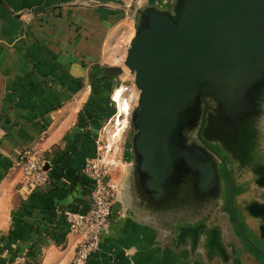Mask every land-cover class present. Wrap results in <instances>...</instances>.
<instances>
[{
  "label": "water",
  "instance_id": "obj_1",
  "mask_svg": "<svg viewBox=\"0 0 264 264\" xmlns=\"http://www.w3.org/2000/svg\"><path fill=\"white\" fill-rule=\"evenodd\" d=\"M133 19L124 66L139 95L118 210L148 226L156 250L235 264L241 248L264 262V0H171L138 6ZM243 114L254 127L240 131L244 150L233 156Z\"/></svg>",
  "mask_w": 264,
  "mask_h": 264
},
{
  "label": "crops",
  "instance_id": "obj_2",
  "mask_svg": "<svg viewBox=\"0 0 264 264\" xmlns=\"http://www.w3.org/2000/svg\"><path fill=\"white\" fill-rule=\"evenodd\" d=\"M170 2L0 0V246L15 248L21 256L37 244V254L29 253L25 264L71 263L79 238L67 232L58 211L87 208L89 183L79 172L85 160L95 157L108 102H114L113 93L125 87L119 83L109 95L111 79L91 83L86 76L84 89L74 93L77 78L84 76L80 64L117 67L111 64L118 59L117 46L133 33L132 29L117 30L119 26L134 17L140 5L164 7ZM24 7L32 11L22 17L29 37L18 16ZM76 20L82 27L81 37L70 44ZM90 23L97 28L93 40L89 39ZM116 113L115 104L111 123ZM27 147L36 150L50 171L52 184L45 189L27 192L19 173L15 188L17 176L8 167ZM118 202L117 195L116 214L88 264H221L205 262L198 253L181 249L156 250L146 233L148 226L127 219L118 210ZM140 243L142 248L134 257L126 255V248ZM234 263L264 264L241 248Z\"/></svg>",
  "mask_w": 264,
  "mask_h": 264
},
{
  "label": "rangeland",
  "instance_id": "obj_3",
  "mask_svg": "<svg viewBox=\"0 0 264 264\" xmlns=\"http://www.w3.org/2000/svg\"><path fill=\"white\" fill-rule=\"evenodd\" d=\"M32 13L31 8L28 7H24L20 14H18V16H20L21 18L24 16H28V14ZM133 15H131V17L129 19H127V23L121 24L117 30L122 29L121 31L124 30H133V24H134V19L132 17ZM23 22V27L25 29V35L28 36L29 35V29H28V25L27 20L25 18L21 19ZM122 23V22H121ZM95 26L93 24L90 23V25L88 26V31H89V39H92V37L94 38L95 36V30L97 28H94ZM107 29L110 28L108 26H105ZM82 27L79 26L78 21H74L72 23V36L70 37L69 43L73 44L75 42V40L77 38L81 37L80 31H81ZM94 29V32H93ZM115 30V31H117ZM134 33V30H133ZM133 33L131 37H128V41H120V45L117 46L118 51L115 52L116 56H117V61H115L114 63H111L113 65H116L117 67H121L123 69V72L115 77H111V78H101L102 74L104 73V71L106 70L107 64H97V63H83L82 65L80 64V69L84 72V76L81 77V79L77 78V81L75 82L76 86L74 88V93H78L81 92L84 89V82L88 79H90V82H96V81H101V80H105V79H111V81L113 82L111 84L110 90H109V95L111 92H113L114 87L120 83V86H125V93L123 95V97H127V99L124 97V99L126 100L127 103V112L126 115L122 116V122L123 125L121 127V131L119 132V134L117 135V137H112L111 138V131H113L114 129L112 128V123L110 122V118L114 115L115 112V103H111V101L108 102L107 105V110L108 113H106V115L103 117V122H102V129L100 131V140L98 141L97 147L99 148L100 152V156L102 159V162L107 165L110 177L112 178V180H114L120 188V185L123 181L126 182V177H128L131 173V169H133L132 166V161L131 158L133 156L132 154V150H131V145H130V138H131V128L128 124V122L130 121V114L133 111V109H135L137 107V102H138V95H139V91L138 89L135 87L134 85V74L126 67L124 66V59L126 57V52H127V47L128 44L130 42V40L133 37ZM30 36V35H29ZM28 36V37H29ZM93 40V39H92ZM109 68V67H108ZM81 73V72H80ZM87 76L88 79H85ZM90 90H87V92ZM209 107L212 108L215 106V104L211 101H208ZM246 107H248V105H246ZM129 114V115H128ZM209 115V114H208ZM237 117L234 118L233 123H235V128L237 129L235 131V133H233L232 135L235 138L236 143L234 144V146H232V154L237 155L239 153H241L244 150V144L242 143V139H243V132L247 133V131H251L253 130V117L251 114H243V115H236ZM111 124V125H110ZM260 129H264V119L261 120L260 123H258ZM112 129V130H111ZM241 130H244L242 133L240 132ZM109 131V132H108ZM199 132V128L196 131V138H197V133ZM241 133V135H240ZM109 134V135H108ZM201 137L202 139H206L205 138V131L202 130L201 132ZM115 139V141H114ZM218 141H220L219 139H217ZM208 142V141H207ZM111 145V151L114 153V157L110 158V151H108L107 146ZM252 148V155L255 154H260V148L257 147V143L254 142V145ZM30 152V153H36V150L33 149L32 147H27V148H23L20 153L18 154V156L16 157V159L14 160V163L12 162V164L8 167L9 169L14 168V173L15 176H17V185H16V190L18 189V173L21 174L20 171V158L23 155L24 152ZM239 152V153H238ZM115 158V159H114ZM42 159V158H41ZM115 160L117 165L115 166ZM253 168V167H252ZM250 181V180H249ZM251 183V181H250ZM252 186V185H250ZM248 197V196H247ZM258 199L260 198L259 196L257 197ZM249 199V198H248ZM244 205V204H243ZM240 207L243 209L242 204L240 203ZM224 215H226L227 217V212L225 210ZM36 247V246H35ZM29 254V251H28ZM28 254L25 253V255H18V250H16L15 248L9 247H3L0 246V264H25L27 261V257ZM128 255V254H126ZM19 258H23V262L20 261V263H18V259Z\"/></svg>",
  "mask_w": 264,
  "mask_h": 264
},
{
  "label": "built area",
  "instance_id": "obj_4",
  "mask_svg": "<svg viewBox=\"0 0 264 264\" xmlns=\"http://www.w3.org/2000/svg\"><path fill=\"white\" fill-rule=\"evenodd\" d=\"M99 152V148H96L95 157L85 160L79 172V177L89 183L86 190L89 196L87 208H64L58 211L67 232L79 238L70 264H88L90 257L99 249L103 234L116 214L114 205L119 185L110 177ZM20 171L27 192L45 189L52 184L50 171L44 168L41 157L36 153H23ZM20 261L23 262V258H19L18 263Z\"/></svg>",
  "mask_w": 264,
  "mask_h": 264
},
{
  "label": "bare ground",
  "instance_id": "obj_5",
  "mask_svg": "<svg viewBox=\"0 0 264 264\" xmlns=\"http://www.w3.org/2000/svg\"><path fill=\"white\" fill-rule=\"evenodd\" d=\"M124 93H125V87H120L113 93V99L116 104L117 113L115 115L114 120L112 121V128L115 130V132L114 134L111 135V138L112 137L116 138L119 132L121 131V127L123 125V122L121 119H122V116L126 115V112H127L128 106H127L126 100L123 97ZM109 147H111V145H109L108 148Z\"/></svg>",
  "mask_w": 264,
  "mask_h": 264
},
{
  "label": "trees",
  "instance_id": "obj_6",
  "mask_svg": "<svg viewBox=\"0 0 264 264\" xmlns=\"http://www.w3.org/2000/svg\"><path fill=\"white\" fill-rule=\"evenodd\" d=\"M36 245H37V244H33V245H32L31 250H29V253H30V254H37V253H36V250H35V246H36Z\"/></svg>",
  "mask_w": 264,
  "mask_h": 264
}]
</instances>
